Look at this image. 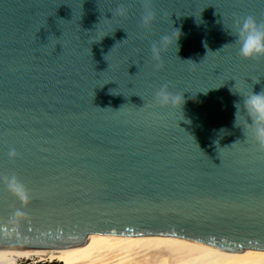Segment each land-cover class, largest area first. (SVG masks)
<instances>
[{
  "label": "water",
  "instance_id": "1",
  "mask_svg": "<svg viewBox=\"0 0 264 264\" xmlns=\"http://www.w3.org/2000/svg\"><path fill=\"white\" fill-rule=\"evenodd\" d=\"M245 3L264 23V0H152L144 30L142 0H0V177L43 180L67 207L38 214L0 181V250L114 235L264 251V151L234 127L231 92L264 90V57L241 58L229 33ZM174 28L179 51L157 62ZM164 85L183 114L154 102Z\"/></svg>",
  "mask_w": 264,
  "mask_h": 264
},
{
  "label": "clouds",
  "instance_id": "2",
  "mask_svg": "<svg viewBox=\"0 0 264 264\" xmlns=\"http://www.w3.org/2000/svg\"><path fill=\"white\" fill-rule=\"evenodd\" d=\"M142 3L143 15L141 16V27L144 30H150L152 23L156 19L155 13L152 10V0H142ZM115 14L122 18L126 17L128 15V7L125 4H121L115 10ZM174 30L175 32L173 34H166L161 37L159 46H153V59L157 62H159L161 58V49H166L174 45L177 48V52L179 51L178 42L182 33L180 29L174 28ZM176 33H178V35H176ZM229 33L236 38L235 43L239 45L238 54L241 58L256 60L264 57V23H257L255 17L249 15L242 19L235 20ZM233 88L231 89L232 94L239 95L242 98V102L234 101L233 104L235 108L234 127L242 128L245 137H250L258 149L264 151V90L259 93H256L254 90L251 93H242L240 91H234ZM184 94L185 93L182 95L173 94L169 92L167 85H164L156 91L154 102L160 107H171L183 114V105L186 102ZM7 155L10 160H14L19 156V153L15 148H10ZM0 181L3 182L6 190L19 200L22 205H28L32 197L31 191L20 181L18 176L15 174L3 176L0 177ZM16 216L18 218L24 217L25 213L18 210ZM132 243L136 242L124 240L114 235L93 236L91 237L88 248L83 250L88 253L87 256H81L76 252H68L64 254L62 259L65 261V264H81V261L84 260L89 261V264H97L98 261L104 259V256L101 254L122 248L124 245ZM185 246L197 247L198 245ZM249 256L255 257V259L247 261L246 264H264V253H249Z\"/></svg>",
  "mask_w": 264,
  "mask_h": 264
},
{
  "label": "bare ground",
  "instance_id": "3",
  "mask_svg": "<svg viewBox=\"0 0 264 264\" xmlns=\"http://www.w3.org/2000/svg\"><path fill=\"white\" fill-rule=\"evenodd\" d=\"M93 236L98 235H88L86 236L88 244L62 253L0 250V264H22L23 261L34 264L56 262L65 264L62 259L65 253L76 252L81 256H87L88 253L83 250L88 248ZM116 237L136 243L101 254L104 259L97 264H246L247 261L255 259L250 257L249 253H264L263 250L256 249L235 252L170 237ZM81 264H89V261H81Z\"/></svg>",
  "mask_w": 264,
  "mask_h": 264
},
{
  "label": "snow or ice",
  "instance_id": "4",
  "mask_svg": "<svg viewBox=\"0 0 264 264\" xmlns=\"http://www.w3.org/2000/svg\"><path fill=\"white\" fill-rule=\"evenodd\" d=\"M235 7L241 10H247L250 15L254 6L245 3L236 5ZM21 156L23 155L21 154ZM31 191L33 193L32 211L42 215H54L67 211V207H61L56 202L55 197L58 193L53 192L45 181L36 179L31 187ZM73 210L78 211L76 209ZM240 247H243V245L241 244Z\"/></svg>",
  "mask_w": 264,
  "mask_h": 264
},
{
  "label": "rangeland",
  "instance_id": "5",
  "mask_svg": "<svg viewBox=\"0 0 264 264\" xmlns=\"http://www.w3.org/2000/svg\"><path fill=\"white\" fill-rule=\"evenodd\" d=\"M22 264H34L33 262L23 261ZM40 264H61V263H40Z\"/></svg>",
  "mask_w": 264,
  "mask_h": 264
},
{
  "label": "trees",
  "instance_id": "6",
  "mask_svg": "<svg viewBox=\"0 0 264 264\" xmlns=\"http://www.w3.org/2000/svg\"><path fill=\"white\" fill-rule=\"evenodd\" d=\"M57 263V262H56Z\"/></svg>",
  "mask_w": 264,
  "mask_h": 264
}]
</instances>
